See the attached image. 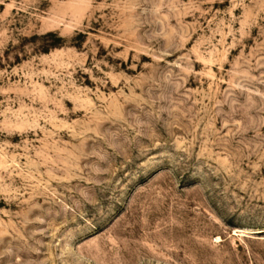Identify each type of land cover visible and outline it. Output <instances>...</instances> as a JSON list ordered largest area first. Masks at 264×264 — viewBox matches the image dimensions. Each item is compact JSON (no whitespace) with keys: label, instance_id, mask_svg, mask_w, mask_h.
Segmentation results:
<instances>
[{"label":"rangeland","instance_id":"obj_1","mask_svg":"<svg viewBox=\"0 0 264 264\" xmlns=\"http://www.w3.org/2000/svg\"><path fill=\"white\" fill-rule=\"evenodd\" d=\"M0 264H264V0H0Z\"/></svg>","mask_w":264,"mask_h":264}]
</instances>
